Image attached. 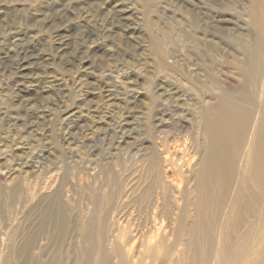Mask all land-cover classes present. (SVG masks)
Wrapping results in <instances>:
<instances>
[{
    "label": "rangeland",
    "instance_id": "1",
    "mask_svg": "<svg viewBox=\"0 0 264 264\" xmlns=\"http://www.w3.org/2000/svg\"><path fill=\"white\" fill-rule=\"evenodd\" d=\"M253 2L0 0V264H82L93 243L109 264L183 256L197 224L191 139L212 97L227 94L264 117V74L253 84L244 76L262 65L252 58ZM178 134L188 162L176 172L165 165L153 187L160 198L172 188L159 202L168 209L145 211L149 153ZM213 212L203 216L215 239L242 234L220 235L228 211ZM154 219L170 255L138 247L128 256L118 241L126 221L154 231Z\"/></svg>",
    "mask_w": 264,
    "mask_h": 264
},
{
    "label": "bare ground",
    "instance_id": "2",
    "mask_svg": "<svg viewBox=\"0 0 264 264\" xmlns=\"http://www.w3.org/2000/svg\"><path fill=\"white\" fill-rule=\"evenodd\" d=\"M249 17L257 37V49L252 58L262 64L260 69L254 65L248 66L244 76L248 83L253 84L264 74V0L253 2ZM247 87L248 85H243V91L251 93V86L246 89ZM223 95L224 97L219 98L212 97L215 103L207 106L199 125L200 132H197L205 140V149H200L197 138L199 134H196L195 139H191L192 151L199 155L194 180L196 198L193 204L197 224L190 232L192 241L190 239L182 244L183 256L174 264H181L183 261L185 264L188 255L195 259L192 264H264V117H257L246 106L225 97L227 94ZM180 135L178 134L172 143L164 142L160 149L153 148L149 153L148 169L153 174V179L151 184L145 187L140 198V201L145 202V211L168 209V204L165 205L167 207L160 208L159 202L160 199L171 197L172 188L163 185V195L161 193L160 198L158 192L153 191V187L155 180L163 177L164 172L161 173V170L165 165L171 166L173 172H176L174 167L181 169V166L188 162L186 159L182 161L186 155L182 156L184 149L178 139ZM156 145L158 146L157 143ZM204 211H210V214L220 211L214 218L218 217L221 211H228V219L220 230V235L227 231L230 233L232 229H242V234L233 239L229 236L225 239H215L217 226L215 222L208 225L203 216ZM258 212H261V215ZM250 213H257V216L247 223L244 218ZM56 220L54 222L59 235H63L64 221L58 216ZM153 222L154 231H151V228H147L146 220L139 222L134 228L129 227L126 221L118 241L128 256L138 247L139 255L158 248H165L164 257L170 255L167 253L169 249H166L169 245L163 242L159 229H156L158 224L155 219ZM144 228L148 231H144ZM185 235H188L187 230ZM195 236L201 237L200 243H203L206 251L200 250V245L195 244ZM97 249L99 248L96 244L90 245L82 264H109L108 254L103 250L96 253ZM255 251L259 253L257 258L252 260L251 255Z\"/></svg>",
    "mask_w": 264,
    "mask_h": 264
}]
</instances>
